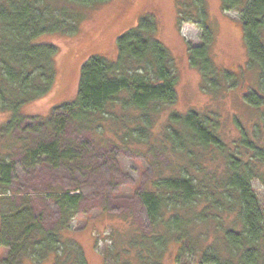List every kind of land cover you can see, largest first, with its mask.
<instances>
[{
  "label": "trees",
  "instance_id": "obj_1",
  "mask_svg": "<svg viewBox=\"0 0 264 264\" xmlns=\"http://www.w3.org/2000/svg\"><path fill=\"white\" fill-rule=\"evenodd\" d=\"M103 1L0 0V110L10 112L0 122V247L7 248L1 264H88L81 244L70 235L83 194L76 189L51 194L58 215L47 224L45 209L12 186V148L24 147L27 155H43L56 166L69 156L63 150L67 126L99 124L116 107L124 116L121 121L111 117L122 124L121 142L154 145V117L162 106L176 102L174 60L155 37V22L147 15L118 34L115 60L94 53L82 61L75 98L53 107L62 115L22 111L48 94L55 79L58 48L38 38L74 32L82 9ZM176 3L178 25L190 22L201 30L200 44L188 43L187 53L189 64L200 72L202 88L214 93L237 85L236 76L219 70L211 56L213 29L204 0ZM221 8L240 15L246 67L256 75V89L249 88L244 100L264 105V0H221ZM167 112L159 143L168 145L163 152L169 162L138 193L148 226L125 217V226L112 231L111 244L104 248L105 263L162 264L172 245L177 263L196 255L199 264H264V211L252 185L255 178L264 183V114L251 137L235 119L239 138L230 148L217 114ZM168 150L173 157L166 155ZM216 153L223 159L221 168Z\"/></svg>",
  "mask_w": 264,
  "mask_h": 264
},
{
  "label": "rangeland",
  "instance_id": "obj_2",
  "mask_svg": "<svg viewBox=\"0 0 264 264\" xmlns=\"http://www.w3.org/2000/svg\"><path fill=\"white\" fill-rule=\"evenodd\" d=\"M204 4L213 29L211 56L214 63L219 70H228L238 80L237 85L222 87L214 93L202 88L199 70L189 64L187 44L199 45L201 30L190 22L178 25L176 0H105L82 9L74 32L49 33L38 38L57 46L56 73L49 93L27 103L22 109L29 116L62 115L63 110L53 107L75 98L82 61L94 53L115 60L118 34L147 15L153 18L156 25L154 35L168 48L176 67L177 99L168 108L162 106L161 113L154 117L150 127L154 145L121 142L122 124L114 122L111 117L115 114L121 121L124 116L116 107V112L111 110V116L107 115L98 125L86 127L72 123L67 126L63 150H69V156L56 166L48 164L43 155H27L24 147L12 148V186L15 191L29 196L35 206L45 209L47 224H52L58 215L51 194L72 189L83 194L80 212L71 222L70 235L81 244L88 264H106L104 248L111 244L112 231L125 226V217L143 228L148 226L138 193L149 185L156 170L164 169L169 162L163 152L168 145L159 142L170 108L180 113L196 109L217 114L220 134L230 148L239 138L240 129L235 119L249 137L256 127L261 126L264 105L248 103L243 97L249 88L256 89V75L246 67L247 50L240 15L222 10L221 0H204ZM9 116L10 112L0 110V122ZM166 153L173 157L171 151ZM222 161L216 153L217 168L222 167ZM252 185L264 211V183L255 178ZM174 252V246L168 247L162 264H199L196 255H187L177 263ZM6 253L7 248L0 247V259ZM22 264L34 263L26 260ZM42 264L52 262L47 260Z\"/></svg>",
  "mask_w": 264,
  "mask_h": 264
}]
</instances>
